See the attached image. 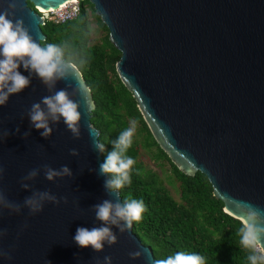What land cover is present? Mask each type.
I'll return each mask as SVG.
<instances>
[{
	"label": "water",
	"instance_id": "1",
	"mask_svg": "<svg viewBox=\"0 0 264 264\" xmlns=\"http://www.w3.org/2000/svg\"><path fill=\"white\" fill-rule=\"evenodd\" d=\"M66 1L14 0L10 8L13 0H0V12L22 19L45 47L39 11ZM87 1L119 52L117 78L169 161L185 175L203 174L228 216L241 221V203L264 210V0ZM18 71L29 76L30 85L0 105V192L20 210L0 204V230H5L0 250L11 256H0V264H105V256L111 264H154L131 229L107 225L116 241L105 242L100 251L74 241L78 227L104 224L95 205L124 203L105 187L108 178L100 171L89 90L71 68L51 88L22 64ZM60 89L80 104L78 137L63 118L49 119L52 131L46 137L30 121L31 105ZM45 165L56 171L67 166L71 175L49 180ZM33 169L37 175L23 179ZM40 192L59 203L44 200L42 210L33 213L24 201ZM135 251L141 255L133 259L129 253Z\"/></svg>",
	"mask_w": 264,
	"mask_h": 264
},
{
	"label": "trees",
	"instance_id": "2",
	"mask_svg": "<svg viewBox=\"0 0 264 264\" xmlns=\"http://www.w3.org/2000/svg\"><path fill=\"white\" fill-rule=\"evenodd\" d=\"M32 8L29 2L26 3ZM74 19L63 23L43 20L40 30L43 44H57L63 61L77 66L93 103L89 123L98 130L97 139L104 144L100 152L103 163L113 150V141L135 121L136 132L127 155L136 164L131 172L132 183L117 191L120 199L143 200L146 211L141 221H133L131 232L147 246L153 260L166 259L178 251L196 252L206 257V264H249L247 250L239 240L241 222L222 211V203L211 194L205 176L198 171L188 176L181 173L158 147L141 119L130 92L114 72L119 52L109 43L105 26L93 13L87 0L79 2ZM95 21L103 35L90 37V23ZM147 151L153 160L163 159L177 181L178 200L161 185L156 174L145 169L138 158V149ZM112 179V174H106Z\"/></svg>",
	"mask_w": 264,
	"mask_h": 264
},
{
	"label": "clouds",
	"instance_id": "3",
	"mask_svg": "<svg viewBox=\"0 0 264 264\" xmlns=\"http://www.w3.org/2000/svg\"><path fill=\"white\" fill-rule=\"evenodd\" d=\"M10 8L15 7V2L9 3ZM8 11L0 12V105H4L13 94L23 91L30 85L29 76L23 75L18 71L21 64L24 69L31 74L34 72L42 82L51 88L58 79L66 77V73L71 68L73 76L77 71V66L66 65L63 62V51L57 44L49 43L45 47L38 44L23 24L22 19H11ZM77 89L82 97L83 88L78 84ZM86 98V97H85ZM88 102V101H87ZM46 106L45 111L41 105ZM80 104L70 98L65 89H60L54 95L42 97L40 102L33 103L29 110L30 121L37 130L43 129L42 136H48L52 129L49 127V119L58 122L63 118L64 123L74 136H79V124L81 112L78 110ZM18 131V129H17ZM136 132L135 121L131 126L122 131L118 138L114 140L113 150L108 153L105 161L100 165L102 174H112L113 178L105 181V187L110 191H119L125 185L132 183L131 172L136 161L127 155L128 149L133 144V136ZM8 133L5 132L4 135ZM27 135V133H25ZM94 147L100 152L104 151V144L98 139L94 141ZM75 154V150H73ZM45 175L51 180L53 177L71 175L67 166L62 171H56L45 165ZM0 168V176L3 174ZM33 169L23 179H31L37 175ZM27 188V184H23ZM49 200L59 203L54 195L48 192L33 193L27 197L24 204L33 213L42 210V201ZM0 204L4 207L20 210V205L8 201L0 192ZM243 215L241 227L238 229L240 246L248 251L247 261L249 264H264V210L251 205H240ZM96 218L104 224L100 227L91 229L78 227L74 236V241L80 247L91 246L94 251L103 249L105 242L109 245L116 241V236L107 225H116L120 231L130 230L133 221L139 222L143 218L146 206L143 200L128 198L121 204L104 200L94 206ZM5 230H0V236L4 235ZM140 251L130 252L129 256L133 259L140 256ZM0 256H7L9 253L0 250ZM105 264H111V257H104ZM154 264H206V257L196 252L178 251L169 255L166 259H156Z\"/></svg>",
	"mask_w": 264,
	"mask_h": 264
},
{
	"label": "rangeland",
	"instance_id": "4",
	"mask_svg": "<svg viewBox=\"0 0 264 264\" xmlns=\"http://www.w3.org/2000/svg\"><path fill=\"white\" fill-rule=\"evenodd\" d=\"M47 11L42 12L43 17H47ZM95 21L91 20L90 23V37L92 41L97 40L103 35V31L97 29ZM132 122L128 123V127ZM138 158L145 169H148L156 174V177L160 181L161 185L167 190L168 194L174 199L178 200L177 181L171 175L170 165L163 159L153 160L150 154L143 150L138 149Z\"/></svg>",
	"mask_w": 264,
	"mask_h": 264
},
{
	"label": "built area",
	"instance_id": "5",
	"mask_svg": "<svg viewBox=\"0 0 264 264\" xmlns=\"http://www.w3.org/2000/svg\"><path fill=\"white\" fill-rule=\"evenodd\" d=\"M80 1L81 0L66 1L62 5H59L57 8L50 9L49 11L45 12L48 13L47 17H43L42 13L40 12L42 20H49L53 23H63L65 21L74 19L79 13Z\"/></svg>",
	"mask_w": 264,
	"mask_h": 264
},
{
	"label": "bare ground",
	"instance_id": "6",
	"mask_svg": "<svg viewBox=\"0 0 264 264\" xmlns=\"http://www.w3.org/2000/svg\"><path fill=\"white\" fill-rule=\"evenodd\" d=\"M44 11H49V10H40L39 12H41V13H42V12H44Z\"/></svg>",
	"mask_w": 264,
	"mask_h": 264
}]
</instances>
